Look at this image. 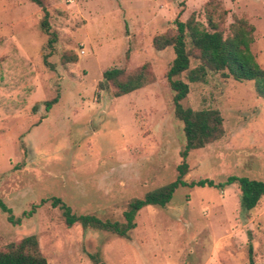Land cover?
Masks as SVG:
<instances>
[{
	"label": "rangeland",
	"instance_id": "rangeland-1",
	"mask_svg": "<svg viewBox=\"0 0 264 264\" xmlns=\"http://www.w3.org/2000/svg\"><path fill=\"white\" fill-rule=\"evenodd\" d=\"M47 8L52 48L37 5L0 0V200L15 221L0 210V249L35 235L48 264H250L251 246L252 264H264V194L246 210L238 184L224 183L264 181V100L252 81L210 72L188 83L182 105L218 109L224 133L188 153L184 179L213 185H180L164 207H142L128 237L67 226L51 204L59 197L75 214L123 222L131 199L173 181L185 143L166 79L174 52L154 49L153 36L175 32L180 11L224 36L242 18L264 69V0H47ZM144 63L155 77L144 87L114 97L101 83L108 68Z\"/></svg>",
	"mask_w": 264,
	"mask_h": 264
},
{
	"label": "trees",
	"instance_id": "trees-1",
	"mask_svg": "<svg viewBox=\"0 0 264 264\" xmlns=\"http://www.w3.org/2000/svg\"><path fill=\"white\" fill-rule=\"evenodd\" d=\"M37 5L42 16L39 26L43 33L49 35L47 46L52 48L55 35L50 32L49 10L47 0H30ZM181 11L173 20L175 32L165 31L153 36L151 44L156 50L172 47L174 58L167 71L166 79L174 91L173 112L175 117L183 124L185 143L180 151L181 161L176 166V178L156 189L145 193L142 197L133 198L123 211V222L117 220L101 219L94 214H75L69 206L59 197H52L51 204L62 209L64 222L67 226L79 223L83 227L105 230L120 237H128L136 223V213L146 205L164 207L172 198L176 188L180 185H213L211 179H199L187 182L184 179L188 171L187 156L191 150L202 148L219 139L224 133L223 119L218 109H192L184 107L182 100L189 92L188 83L202 82L210 72H220L224 77H231L236 81L248 80L253 82L258 97L264 100V69L255 61L250 50L253 41V26L245 19H236L231 25L230 34L224 36L223 32L209 22L211 30L195 19L191 14L187 19L180 20ZM191 58L198 63L190 68ZM45 61V59H44ZM185 72L187 81L178 78ZM155 77L149 65L144 63L134 69L127 67H111L103 71L102 82L112 86L114 97L128 94L136 89L152 83ZM58 101V95L44 102L45 110H49ZM237 183L240 190L241 207L250 210L257 205L264 194V181L250 179L243 176L230 175L224 183ZM218 186H222L221 183ZM46 199H42L41 203ZM35 206H32V209ZM0 210L7 214L9 222H15L11 209L0 200ZM30 210L28 212L31 213ZM98 264L97 258H93ZM249 260L252 264L251 246L249 247ZM0 264H48L41 253L35 235H27L18 242H12L0 249Z\"/></svg>",
	"mask_w": 264,
	"mask_h": 264
},
{
	"label": "built area",
	"instance_id": "built-area-1",
	"mask_svg": "<svg viewBox=\"0 0 264 264\" xmlns=\"http://www.w3.org/2000/svg\"><path fill=\"white\" fill-rule=\"evenodd\" d=\"M68 1H71V0H68ZM83 52V51H82Z\"/></svg>",
	"mask_w": 264,
	"mask_h": 264
},
{
	"label": "crops",
	"instance_id": "crops-1",
	"mask_svg": "<svg viewBox=\"0 0 264 264\" xmlns=\"http://www.w3.org/2000/svg\"><path fill=\"white\" fill-rule=\"evenodd\" d=\"M159 6H161V5H159ZM162 7V6H161Z\"/></svg>",
	"mask_w": 264,
	"mask_h": 264
}]
</instances>
